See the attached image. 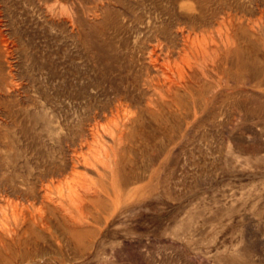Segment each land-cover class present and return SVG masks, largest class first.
<instances>
[{"label": "rangeland", "instance_id": "374dc122", "mask_svg": "<svg viewBox=\"0 0 264 264\" xmlns=\"http://www.w3.org/2000/svg\"><path fill=\"white\" fill-rule=\"evenodd\" d=\"M143 1L0 0L1 236L21 215L10 203L19 198L11 193L16 182L8 163L16 151L26 152L27 129L44 122V107L53 106L58 126L70 124L71 138L81 137L78 123L87 127L95 121L86 102L104 97L99 90L87 97L82 91L116 53L135 62L152 80L147 84L156 87L147 53L132 52L134 31L126 27L132 10L161 25L152 38L166 44L162 55L171 61L182 57L180 29L196 17L198 32L217 28L225 14L220 3L208 0H192L212 7L209 16L206 8L193 18L185 6L189 0H164V14L153 8V0ZM258 3L225 9L236 24L244 13L260 18L264 0ZM50 12L73 17L78 31L53 22ZM245 34L238 32V49L225 55L215 73L193 72L188 90L171 93L165 104L156 90L141 85L136 91L138 100L130 108L145 120L137 113L141 125L122 171L130 177L123 196L130 201L127 207L86 234L53 226L60 245L49 233L38 239L31 234L37 241L27 245H0V264H264V30ZM109 117L102 115L100 123Z\"/></svg>", "mask_w": 264, "mask_h": 264}, {"label": "bare ground", "instance_id": "6f19581e", "mask_svg": "<svg viewBox=\"0 0 264 264\" xmlns=\"http://www.w3.org/2000/svg\"><path fill=\"white\" fill-rule=\"evenodd\" d=\"M175 1L168 0L167 3L173 4ZM208 1L220 3L224 8L225 14L218 22L219 26L198 32L194 26V22H199V18L196 17L192 26L180 29L178 35L182 43L178 49L182 57L175 61L162 55L166 44L160 37H156L155 40L152 38L161 25L156 26L157 23L150 14L146 19L137 10H132L133 14L128 17L129 26H126L134 31L135 44L132 52L147 53L148 69L154 71L158 77L154 82L156 87L147 84L152 80L144 78V74L138 71L139 67L134 64L135 62L118 59L115 57L118 53L112 55L110 61L99 68V75L95 81H90L92 83L86 89L80 86V89L84 88L82 92L86 97L95 90H99L100 95L104 94V97L102 96L104 99L100 97L99 102H86L85 106L92 107L90 109L95 111V121L88 123L87 127L83 121L78 123L81 137L71 138L70 124L58 126V123H55L53 106L49 103L48 107H44L43 113L46 115L44 122L33 129H27L29 145L24 146L26 152L16 151L12 159L14 162L7 164L16 182L11 193L19 198L12 201L8 197L11 199L9 202H14L13 207L16 210L19 208L20 213L17 214L21 215L17 216L18 220L7 232L8 234L0 235V245H27L37 241L32 239L31 234H35L38 239L39 236L45 237L44 233H49L60 245V237L53 231V226H63L69 234H86L92 231L93 227L98 226L103 219L108 223L117 211L129 205L130 201L123 196L130 177H124L122 171L127 153L133 141L137 140L136 130L141 125L140 118L145 120L143 113L130 108L131 103L138 100L136 91L141 85L143 90H156L161 104H165L170 100L171 93L175 92L177 96L188 90L193 72L197 71L205 76L210 72L215 73L223 64L225 55L238 49L239 31L245 36L249 31L255 34L264 30L261 25V21L264 22V8L261 9L262 15L257 20L244 13L240 15L236 24L231 11L225 9L230 8L231 5H243L245 1L253 0ZM254 1L259 5L258 0ZM142 3L140 4L145 5V0ZM153 3V8L160 14L166 13L164 0H153ZM185 6L189 9L190 18L195 17L197 13L203 14L206 8L209 16L212 8L211 4L199 6L192 0H189ZM145 9L150 10L148 7ZM48 15L53 22L68 23L73 33L78 31L73 17L58 18L54 12ZM15 89L16 87H13L9 91ZM72 93L75 94L74 90ZM80 97H82L81 93ZM176 105L179 108V103ZM146 106H151V103ZM141 111L145 112V110ZM137 113L142 117L139 118ZM109 114L107 123H100L99 117ZM62 129H67V132L62 133ZM65 146L71 147V152H68L70 150L67 151ZM85 146L91 148L90 152H84ZM134 177L136 174L131 178ZM24 261L31 260L23 258L21 262Z\"/></svg>", "mask_w": 264, "mask_h": 264}]
</instances>
